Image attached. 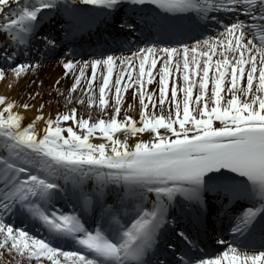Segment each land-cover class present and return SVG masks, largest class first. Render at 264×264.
<instances>
[{
    "label": "snow or ice",
    "instance_id": "1",
    "mask_svg": "<svg viewBox=\"0 0 264 264\" xmlns=\"http://www.w3.org/2000/svg\"><path fill=\"white\" fill-rule=\"evenodd\" d=\"M53 59L63 109L0 95V256L264 264V0H0V80Z\"/></svg>",
    "mask_w": 264,
    "mask_h": 264
},
{
    "label": "bare ground",
    "instance_id": "2",
    "mask_svg": "<svg viewBox=\"0 0 264 264\" xmlns=\"http://www.w3.org/2000/svg\"><path fill=\"white\" fill-rule=\"evenodd\" d=\"M114 54L119 56V55H127L129 53L122 50L119 52H115ZM88 58L89 56H81V55L76 56V59H88ZM62 72H63L62 68L57 66L56 61L54 59L45 61L38 73V78L43 81V85L40 89L37 88L36 84L31 83V80H29L28 77H24L20 79L19 82H17L15 78L11 76V74H8L6 75L4 79L0 80V95L10 96L12 98L23 100V99H28V95H27L28 92L40 90L44 94V103H45L44 113L45 115H49V114L54 115L58 109H63L64 101L63 99H60L59 97H56L50 94L52 91V89L50 88V85L53 84L56 78H60L61 81L63 82L64 77L62 75ZM85 72H86V75H90L91 74L90 68L86 69ZM114 72H115V69H114ZM97 75H99V72L97 73ZM26 81H28L29 87L27 89H24L23 86L25 85ZM60 86L63 87V83ZM209 92H210V85H209ZM128 98L131 99V97H128ZM38 102H39L38 98L37 100L33 101V103H38ZM77 107L79 108V106ZM96 114L98 113H94V115ZM25 115L28 117H31L33 113L31 111H28L25 113ZM85 115H87L86 112H85ZM64 134L66 135V133ZM90 139L92 140V142H100V137L98 133L94 134L93 137H91ZM0 264H15V261L11 260L5 254L3 256H0Z\"/></svg>",
    "mask_w": 264,
    "mask_h": 264
}]
</instances>
